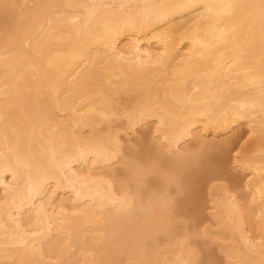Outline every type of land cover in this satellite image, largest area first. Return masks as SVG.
Here are the masks:
<instances>
[{
    "label": "bare ground",
    "instance_id": "bare-ground-1",
    "mask_svg": "<svg viewBox=\"0 0 264 264\" xmlns=\"http://www.w3.org/2000/svg\"><path fill=\"white\" fill-rule=\"evenodd\" d=\"M201 236L264 264V0H0V264H221Z\"/></svg>",
    "mask_w": 264,
    "mask_h": 264
},
{
    "label": "rangeland",
    "instance_id": "rangeland-1",
    "mask_svg": "<svg viewBox=\"0 0 264 264\" xmlns=\"http://www.w3.org/2000/svg\"><path fill=\"white\" fill-rule=\"evenodd\" d=\"M121 99H122L121 101L125 103V100L127 99V97L123 95L121 96ZM136 130H137L136 133L138 135L137 140L142 138L141 136L148 137L149 139L148 138L147 139L150 141L153 140V134H151L153 133L152 122L144 124L140 127H137ZM228 137L232 140V143L230 144L228 151L226 152L224 156L223 166H224L226 173L232 179H234L237 183L235 187H233L234 191L236 190V192H238L239 194L240 193L244 194L243 192L244 189L242 185H244L245 183V175L240 174V172L236 170L237 163L235 162V160L241 155L245 156V155H249L250 153L251 155L254 156V155H258V153L252 152L254 150L253 149L254 146L252 145L254 140L249 139L250 137H248L247 129L245 128V126L241 125V126L233 128L232 131L228 134ZM142 164L147 165L148 161L145 160L143 161ZM216 173L218 172H213V174L209 173L210 175H208L207 179L204 181L202 187L200 188L199 201L201 202V207H202L200 220L194 222L192 221L191 218L184 216V213L174 219V223L177 225L176 232L179 233L178 238H181L182 236H184V234H187V233H197V234L199 233L200 234L201 230H203L204 227L208 228L207 226H209L213 230L214 229L216 230V225L212 220H210V215H209L211 214V211H212L211 210V195L214 194L213 189L215 187H223V186L229 185L228 179L222 178L221 176H218ZM179 192L180 191L174 192L173 194V197H175L174 199H181L183 197L181 195L182 194L184 195V193L180 192V194L182 193L180 195ZM201 239L205 240L203 242H205L206 245H208V247L211 250H213V254L220 261V263L224 264V261H225L224 255L219 251L217 246L213 244H210L209 246V242L206 241L207 239H204L202 236H201Z\"/></svg>",
    "mask_w": 264,
    "mask_h": 264
}]
</instances>
